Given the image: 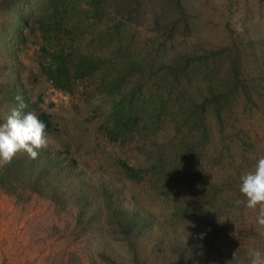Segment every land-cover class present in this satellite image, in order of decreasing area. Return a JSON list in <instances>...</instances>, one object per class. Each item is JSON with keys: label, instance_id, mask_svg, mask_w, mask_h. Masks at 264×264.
<instances>
[{"label": "rangeland", "instance_id": "1", "mask_svg": "<svg viewBox=\"0 0 264 264\" xmlns=\"http://www.w3.org/2000/svg\"><path fill=\"white\" fill-rule=\"evenodd\" d=\"M30 1L37 10L44 5H25ZM171 1L141 0L120 38L143 45L149 28L177 13ZM178 1L190 30L185 37L176 34L174 52L189 44L209 50L237 41L241 72L261 75L264 0ZM15 8L0 0V122L20 94L24 111H45L50 127L38 156L17 152L13 158L22 159L23 171L0 185V264H135L114 212L105 213L104 192L117 205L115 214H135L140 264H246L249 247L264 250V226L239 192L241 174L264 155V91L248 95L240 88L221 121L205 112L203 132L170 102L157 125L143 121L114 139L112 114L126 70H115L116 61L108 59L105 68L71 89L54 86L42 70L46 60L38 34L25 28V42H4L15 25ZM75 14L79 21L83 12ZM96 34H83L84 50L94 49L89 42ZM115 46L98 53L111 58ZM122 162L141 169V178L129 177Z\"/></svg>", "mask_w": 264, "mask_h": 264}, {"label": "trees", "instance_id": "2", "mask_svg": "<svg viewBox=\"0 0 264 264\" xmlns=\"http://www.w3.org/2000/svg\"><path fill=\"white\" fill-rule=\"evenodd\" d=\"M10 1L16 5V21L11 35L5 34L3 37L4 42L11 40L25 42L27 36L25 28L33 36L38 34L46 60L42 64V70L54 86L69 90L77 80L90 77L103 66L105 68L108 59L116 61L115 70L119 68L126 70L124 81L117 86L123 88L119 89L120 100L115 101L112 114L110 135L114 139L137 129L143 121L157 125L170 102L177 103L183 119L189 120V124L202 125L203 127H200L202 131L205 112L212 111L221 121L229 98H234L240 88L248 95L254 90H257L258 94H262L260 90L264 91V67L260 76V71L259 74L254 73L247 77L240 70L242 61L239 55V47L242 44L240 42L233 41L231 44L209 50L197 49L189 44L184 50L177 49L174 52L177 47L174 45L177 41L176 34L181 31L180 36L185 37L190 30L187 14H184L178 0L171 1L177 7L174 17L169 18L164 24L159 22L155 27L149 28L150 34H143V45L140 44L141 46L137 48L133 40L127 37L120 38L119 35L121 28L138 9L141 0H44L40 10L31 7V1L25 5L29 0ZM76 11L83 12V15L78 17L79 21L75 20ZM181 20L183 26L180 25ZM83 24L88 26L83 27ZM95 29L98 34L92 35L89 42L94 49L84 50L81 47L83 34ZM98 37L100 38L96 40ZM114 43L116 49L110 52L111 58L105 60L100 56L101 53H98L99 50ZM138 49L141 52L133 53ZM247 78L252 84H246ZM132 79L137 82L140 79L141 82L133 86H122L127 85L125 83L131 82ZM37 115L45 122L47 126L45 130H48L50 127L48 113L40 111ZM122 166L129 177L141 178V169L138 170L125 162H122ZM22 169L23 161L19 157L0 164V185L8 184V181L11 182L10 179L17 178ZM103 195L105 213L114 212L118 232H123L124 239L128 240L131 261L140 264L136 250V233L139 225L135 214L125 216L115 214L117 205L114 200L107 192Z\"/></svg>", "mask_w": 264, "mask_h": 264}, {"label": "clouds", "instance_id": "3", "mask_svg": "<svg viewBox=\"0 0 264 264\" xmlns=\"http://www.w3.org/2000/svg\"><path fill=\"white\" fill-rule=\"evenodd\" d=\"M3 122H0V163H8L23 150L30 158H36L39 149L47 145L46 124L35 112L24 111L27 104L22 95ZM239 192L244 196L248 209L256 211L255 220L264 226V155L256 158L254 167L241 174ZM203 235V234H201ZM246 264H264V250L249 247Z\"/></svg>", "mask_w": 264, "mask_h": 264}]
</instances>
